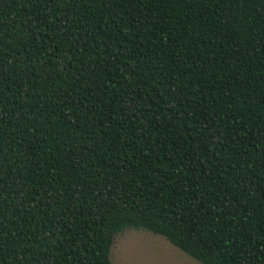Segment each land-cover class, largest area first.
Listing matches in <instances>:
<instances>
[{
    "label": "trees",
    "instance_id": "1",
    "mask_svg": "<svg viewBox=\"0 0 264 264\" xmlns=\"http://www.w3.org/2000/svg\"><path fill=\"white\" fill-rule=\"evenodd\" d=\"M127 229L264 264V0H0V264Z\"/></svg>",
    "mask_w": 264,
    "mask_h": 264
},
{
    "label": "rangeland",
    "instance_id": "2",
    "mask_svg": "<svg viewBox=\"0 0 264 264\" xmlns=\"http://www.w3.org/2000/svg\"><path fill=\"white\" fill-rule=\"evenodd\" d=\"M110 261L113 264H199L163 237L135 229L115 235Z\"/></svg>",
    "mask_w": 264,
    "mask_h": 264
}]
</instances>
